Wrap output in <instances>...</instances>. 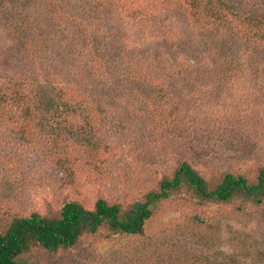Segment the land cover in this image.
I'll list each match as a JSON object with an SVG mask.
<instances>
[{"label": "rangeland", "instance_id": "374dc122", "mask_svg": "<svg viewBox=\"0 0 264 264\" xmlns=\"http://www.w3.org/2000/svg\"><path fill=\"white\" fill-rule=\"evenodd\" d=\"M22 1L17 6L27 15L20 25L25 34L8 28L14 2L0 8V75L13 67L18 51L28 55L27 35H38L47 47L45 59L58 60L64 71L79 61L75 52L84 47L83 41L106 42L116 53L104 32L117 29L128 36L131 59L143 63L144 49L151 50L164 57L159 65L169 72L145 63L146 70L155 73L140 74V86L132 87L136 93L154 94L153 101L162 104L157 111L138 110L135 100L126 98L114 103L109 113L88 111L102 115L96 120H89L85 111L74 127L42 138L36 127L31 138L21 139L17 130L0 124V232L15 217L57 215L69 200L94 208L104 198L126 209L158 189L183 160L213 185L227 171L256 180L264 167V60L241 56L235 43L231 56L244 67L227 66L233 46L230 32L237 27L253 36V26L235 19L227 8L223 13L232 24L226 26L213 23L214 15H198L205 31L189 14L195 10L192 0ZM231 2L258 12L263 0ZM57 4L58 10L53 6ZM147 26L157 36L137 49ZM169 31L176 40L166 51ZM182 51L185 60L180 59ZM199 54L206 72H179L180 62L189 68ZM79 58L81 69L88 59ZM84 68L81 81L89 83ZM216 69L223 72L217 74ZM231 255L244 264H264V205L243 198L203 201L182 188L155 206L142 234L118 233L105 225L85 233L72 247L49 251L37 245L21 259L25 264H214Z\"/></svg>", "mask_w": 264, "mask_h": 264}, {"label": "trees", "instance_id": "16d2710c", "mask_svg": "<svg viewBox=\"0 0 264 264\" xmlns=\"http://www.w3.org/2000/svg\"><path fill=\"white\" fill-rule=\"evenodd\" d=\"M8 1L14 2L13 8L9 11L12 23L8 28H13L17 34H25L26 29L20 28V25L27 19V15L17 6L19 0H0V8L6 6L5 3ZM55 1L50 0L56 4ZM218 4L222 7L218 8ZM53 6L58 10V4ZM192 7L195 10L189 14L193 17L194 24L198 26L202 24L198 23V17L202 13L214 15L213 23L222 26H226L227 22L232 24L223 13L224 9L229 8L235 19H241L256 29L253 31L254 35L249 36L234 26L236 29L230 32L233 46L230 47L229 56L234 54L236 43V49L242 53L241 56H252L260 60L259 62L264 60V0L258 12L243 9L231 0H192ZM207 29L205 27V31ZM144 32L143 41H137L135 45L137 49L150 44L151 38L157 36V31L155 29L152 31L148 26L144 28ZM104 34L112 43V49L117 50L116 53H113L114 50L111 52L106 42L88 45L90 41H83V48L76 47L75 56L79 61L77 64L73 63V66L62 63L67 66L64 71L58 67L60 63L58 60L45 59L47 47L43 46L37 34L33 37L27 35L24 41L28 55H22V52L18 51L13 67L9 66L8 71L0 75V124L6 125L8 129L17 130L21 139L31 138L36 132H34L36 127L42 132L41 135L37 133V136L42 138L45 133L55 135L56 131L62 128L74 127L79 118L86 116L85 111L89 120H96L102 115H90L88 111L96 108L101 114L109 113L114 103L119 100H123L122 103L127 102L126 98L134 99L138 110H146L149 107L150 110H159L162 104L153 101L154 94L136 93L132 91V87L140 86L137 84L142 81L140 74L155 73L151 70L153 67L163 73L169 72L168 67L159 65L164 57L159 53L154 56L151 50L144 49L147 58L141 63L140 59H131L133 52L126 43L128 36L125 31L105 30ZM165 40L168 44L166 51H169V48L174 46L170 41L174 42L176 36L169 31ZM193 52L192 56L196 51ZM179 54L180 59L185 60V53L182 51ZM85 55L88 61L82 64L80 69L78 65L83 61L79 57ZM202 58L200 54L197 55L195 57L197 62L189 68H184V63L180 62L179 72L188 71L187 73H192L193 76L206 72L202 67ZM72 59L75 60L74 57ZM229 62L228 69L232 64L239 65L238 69L244 67V62L233 56ZM145 63L147 65L150 63V71L146 70ZM84 67H87L90 73L89 83L81 81L83 74L81 72L83 69L86 70ZM215 72L220 74L223 71L216 69ZM150 75H147L148 78H151ZM156 86L161 88L158 83ZM2 153L0 150V154ZM182 188L193 191L203 201L228 203L236 198H243L254 205H264V167L260 169L254 181L227 171L222 180L213 185L191 162L183 160L172 175L162 178L158 189L149 191L144 200L135 201L126 209L117 203H109L104 198H100L94 208H88L77 200H69L64 203L57 215L32 212L28 216L15 217L6 230L0 232V264H25L21 256L37 245L49 251L72 247L85 233H96L105 225L118 233L142 234L147 221L154 214L155 206ZM236 257L231 255L228 259L214 264H244L238 262Z\"/></svg>", "mask_w": 264, "mask_h": 264}]
</instances>
